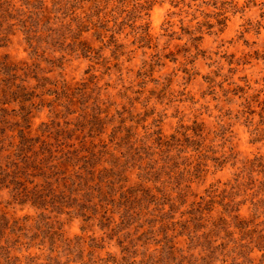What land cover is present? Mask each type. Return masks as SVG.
<instances>
[{"label": "trees", "instance_id": "obj_1", "mask_svg": "<svg viewBox=\"0 0 264 264\" xmlns=\"http://www.w3.org/2000/svg\"><path fill=\"white\" fill-rule=\"evenodd\" d=\"M155 1L0 0V19L11 27L19 26L32 52L36 53L43 42L54 45L61 39H70V51L91 59L92 54V58H97L100 53L85 34L92 32L98 41L108 38L116 48L122 47L117 38L126 23L124 4L131 2L126 16L135 21L139 36L146 39L150 33L144 16H149ZM120 8L124 11L119 12ZM12 69L6 61L0 63L7 84L14 77ZM53 85L50 94L59 98L64 96L68 101L89 98L86 87L65 81ZM17 88L11 95L18 94L25 103L31 92L22 86ZM258 99L255 97V102ZM93 101L90 108L86 104L91 112L80 121L86 125L81 127L80 147L73 145L64 156L55 158L48 141L31 137L29 131L10 121L4 107L8 101L0 100V264H22L21 256L12 254L24 232H19L23 231L19 217L10 216L7 211L11 204L30 205L40 211L51 206L59 214L76 210L88 229L93 225L109 240L116 237L123 252V264H195L196 249L204 264H264V222H258L264 215V155L241 162L232 181L211 183L201 195L196 189L211 167L222 170L230 162L233 167L237 165L238 159L232 152L218 155L212 146L205 149L200 130H194L193 135L184 133L182 137L166 136L159 131L143 140L122 112L116 110L111 115L108 108L102 109L97 98ZM259 105L260 111L251 110V114H257L262 121L259 125L264 126V100ZM22 111L23 121L30 128L32 116H28L27 108ZM109 126L111 132L106 139ZM253 134L254 142L264 139L261 136L264 128H255ZM36 143H40L38 148ZM105 155L111 163L98 169ZM78 161L83 162L85 175L72 172ZM130 167L139 170L133 183L127 173ZM36 178L41 181L36 182ZM65 181L69 182L66 192L59 191V183L64 185ZM5 193L8 198H4ZM248 201L250 213L246 216L242 207ZM46 214L39 213L34 225L36 233L30 239L41 235L39 248L46 242L50 245L48 264H61L63 254L58 249L62 246L71 249V242L60 228L53 230ZM77 243L80 245L78 239ZM140 249L142 258L138 260ZM53 252L57 254L52 255ZM32 258L26 256L27 264H32ZM91 261L82 264H97Z\"/></svg>", "mask_w": 264, "mask_h": 264}, {"label": "rangeland", "instance_id": "obj_2", "mask_svg": "<svg viewBox=\"0 0 264 264\" xmlns=\"http://www.w3.org/2000/svg\"><path fill=\"white\" fill-rule=\"evenodd\" d=\"M124 6L127 11L118 10L124 11L126 17L117 38L122 47L116 48L108 38L100 42L92 32L84 35L100 53L97 58H92V54V60L70 51V39L57 40L54 45L43 42L36 53L32 52L19 26L11 27L0 19V63L6 61L14 67V77L8 84L0 72V100L8 101L4 107L10 121L29 131L31 137L48 141L55 158H59L73 145L80 147L81 127L86 126L80 121L91 112L93 98H97L102 109L108 108L111 115L116 110L122 112L143 140L159 131L166 136L182 137L200 130L205 149L212 146L218 155L232 152L238 159L237 165L233 167L230 162L222 170L211 167L199 188L196 186L199 194L203 195L211 183L232 181L241 162L264 155V139L254 142L252 135L255 128L264 126L259 125L262 121L257 114H251V110L260 111L259 102L264 100V0H156L149 16H144L150 33L146 39L139 36L135 21L126 16L131 2ZM197 36H202L200 41L193 40ZM63 81L86 87L89 98L68 101L64 96L50 94L55 88L53 84L61 85ZM17 86L31 92L25 103L18 94L11 95ZM255 97L259 102H255ZM22 108H27L28 116H32L30 128L23 121ZM13 129L17 134V127ZM107 132L106 139L111 126ZM39 146L36 143L35 147ZM82 161H78L74 171L70 170L85 175ZM110 163L105 155L97 168ZM138 171L137 167L128 168L131 183ZM68 184L59 183V191L66 192ZM8 197L5 193L4 198ZM249 206V201L243 205V215L249 216ZM7 211L10 216L19 217L23 228L19 232L24 235L12 251L21 256L22 264L28 263V255L34 257L32 264L49 263V243L39 248L41 235L30 239L36 233L34 225L42 211L47 213L53 230L60 228L71 242V249H58L63 254L61 264L91 260L97 264H123L116 237L109 240L93 225L88 229L76 210L59 214L51 206L40 211L30 205L11 204ZM258 222H264V215ZM92 227L95 229L91 230ZM91 237L97 240L92 241ZM139 252L141 249L138 260L142 258ZM193 257L195 264H204L197 249Z\"/></svg>", "mask_w": 264, "mask_h": 264}]
</instances>
